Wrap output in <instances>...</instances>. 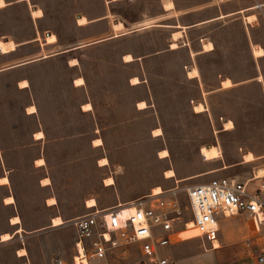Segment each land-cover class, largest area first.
Instances as JSON below:
<instances>
[{
    "label": "rangeland",
    "instance_id": "1",
    "mask_svg": "<svg viewBox=\"0 0 264 264\" xmlns=\"http://www.w3.org/2000/svg\"><path fill=\"white\" fill-rule=\"evenodd\" d=\"M32 1L46 10L41 19L42 28L59 34L60 42L67 46L110 36L114 32V36H119L130 32L128 29L135 25L145 24L140 26L142 30L0 73V135L7 161L6 170L0 161V176L11 171L12 179L11 185L0 186V199L12 187L18 196L27 230L44 228L34 234L24 233L29 235L24 240L19 235L12 242L1 243L0 264H22L15 255L21 245L28 248L32 264H52V258L57 254L72 260L73 249L68 246H72L77 233L71 220L94 209L87 204L91 198L96 199L98 208L120 203V216L124 219L128 216V208L134 205L125 203L151 193L156 196L154 189L157 186H161L163 192L177 187L175 197L183 216L190 221L183 190L186 184L227 174H238L246 180L256 169V177H262L260 172L264 168L260 167L264 166V160L211 171L225 162L240 160L247 151L246 160H253V153H264V12L258 15L259 19L251 18L253 20L248 23L250 34L245 22L237 15L192 29L181 23L174 25L176 28L170 25L208 18L216 12L209 0ZM221 1L231 8L249 2ZM4 5L5 1L0 0V7ZM175 5L179 10L173 9ZM78 14L83 15L78 18ZM32 15L40 17L43 10L33 8ZM103 15L107 17L88 23ZM114 20L119 21L114 23ZM155 20L170 24L152 22ZM30 29L31 19L24 5L10 11L0 8V52L11 53L18 45L13 39H2L3 35L22 39L29 36ZM204 35L216 40L217 49L194 57L193 65L199 67L200 80H187L184 63L188 49L200 48L199 39ZM56 39L54 33L47 37L48 42ZM179 45L183 47L149 56ZM212 48L211 41L203 42V50ZM38 49L39 44L32 43L10 55L28 56ZM126 53L147 57L125 63L122 56ZM72 57L79 60L73 61L75 58ZM70 58L72 65L80 63L71 67L67 64ZM132 59L131 54L125 55V60ZM3 60L4 56L0 54V64ZM193 65L186 67L189 76L199 75L198 68ZM79 75L85 77L86 85L72 86V78ZM257 75L262 80H258ZM22 76L33 80L43 127L48 132L45 138L37 139L33 146L25 148L16 146L31 140L38 123L35 117L24 114L30 98L25 90L15 87ZM138 76L144 80L149 78V82L132 86L131 82H140ZM228 77L234 85L230 86L232 81ZM221 80H224L223 86L229 87L208 92L219 87ZM149 83L155 91L152 99ZM200 83L208 93L199 95ZM148 97L152 106L139 109L138 101ZM198 98L200 102L195 101ZM88 100L93 103V110L84 111L82 103ZM84 105L86 110L92 108V104L91 107ZM139 106L146 107V101H140ZM157 128L162 130L160 134H157ZM222 128L227 130L221 132ZM36 136L43 137L44 133L36 132ZM96 138H101L102 143L96 144ZM164 149L168 150V155L161 157L160 152ZM39 154L44 155L46 164L35 167L33 161ZM104 157L108 158L107 164L101 161ZM98 162L106 166L101 167ZM169 170H174L173 177L167 176ZM44 176L50 177L51 184L42 183L50 185L41 184ZM50 195L56 198L54 206L46 204ZM9 213L10 209L0 204L1 238L3 233L12 230L7 221ZM56 214L62 216V225H69L61 230L54 228L57 226L51 224ZM245 220L251 231L234 244L207 252L198 239L196 248L177 244L163 247L162 253L174 257L180 264H197V256L210 261L209 264L229 259L250 261L255 253L264 249V233L253 231L251 217H245ZM221 225L225 239L233 226H244L245 222L225 218ZM197 233V229H181L173 239L184 242L192 240L196 237L192 235Z\"/></svg>",
    "mask_w": 264,
    "mask_h": 264
},
{
    "label": "built area",
    "instance_id": "2",
    "mask_svg": "<svg viewBox=\"0 0 264 264\" xmlns=\"http://www.w3.org/2000/svg\"><path fill=\"white\" fill-rule=\"evenodd\" d=\"M251 181L223 176L186 184V210L194 221L192 228L199 230L191 239H201L206 250L213 249L214 240L220 236V218L240 214L250 215L255 230L264 233V185L256 186ZM176 192L177 187L125 203L134 204L135 209L124 219L120 216V203L105 208L96 206L89 213L74 217L71 222L77 240L72 260L56 256L52 264H180L162 253L163 247L180 243L173 239L177 231L189 228ZM219 264H264V249L250 261L224 260Z\"/></svg>",
    "mask_w": 264,
    "mask_h": 264
},
{
    "label": "crops",
    "instance_id": "3",
    "mask_svg": "<svg viewBox=\"0 0 264 264\" xmlns=\"http://www.w3.org/2000/svg\"><path fill=\"white\" fill-rule=\"evenodd\" d=\"M4 1H5V5L4 6H1L0 8H6V10H8V11L12 10L14 7H17L19 5H24L26 7L27 14H28V16H30V19H31V29H30L29 36L26 37V38H22V39L21 38H15V39L14 38H10L7 35H3L2 36L3 37L2 39H13L18 45H17V49L14 50V51H12L11 53H1L0 52V54L4 56V60L2 61V64H0V73L1 72H4L6 70H11V69H14V68H17V67H20V66H24V65H27V64L36 63V62H44L48 58H53L55 56H60L61 57V56L65 55V54H67L68 52H71V51L80 49V48L85 47V46H88L90 44H93V43H96V42H100V41H103V40H106V39L114 38V37H119V36L128 34L130 32H136V31L142 30V29H139V28H140V26H142V25L145 24V23H143V24H140V25H135V26H133V28L128 29V30H130V32L125 33V34H121L119 36H114L115 35V32H114L110 36H106V37H103V38H98V39L91 40V41H86L84 43H79V44L72 45V46H67V45H64V44H62L60 42V36H59V34H57L55 32H52L51 30H46V29H43L42 28V26H41V19L45 16L46 10L44 8H42L39 4L34 3L32 0H4ZM214 1L215 0H209V4L212 5V6H215L216 12L214 14H212L211 16H209L208 18H204V19L197 20V21H193V22H189V23L176 22L174 24H170V23H160V22H158L156 20L155 21H152V22L160 23V24H170V25H172V27H175L174 25H176L177 23H181L183 25L188 26L187 29H192V28H196L197 26H201L202 24L215 22V21H218V20L226 19V18H228L230 16L237 15L238 16L237 17L238 19H242L243 22H245L246 28L248 30V33L250 32V34H251V29H250V26L248 25V23H250V21L253 20L254 18L259 19V16L258 15L261 12L262 13L264 12V0H249V2H247L245 4H242L240 6L234 7V8H231V7L227 6V4L225 3V1L219 0V1H217V3H214ZM33 8H40V9H42L43 10V15L40 16V17H34L32 15V9ZM173 9L179 10V8L176 5H175V7ZM166 10H171V9H166ZM255 10H258V11L256 12ZM82 15L83 14H78L77 17L79 18ZM222 15H224V16H222ZM106 17H107V15H103V16H100L99 18H96V19H93V20H89L88 23L100 21V20H102V19H104ZM251 18H253V19H251ZM206 20H208V21H206ZM88 23H86V24H88ZM80 25H82V24H80ZM155 26H157V25H155ZM160 26H167V25H160ZM125 28H126V26H125ZM52 33H54L56 35L57 39L54 42H48L47 41V37H48L49 34H52ZM206 40L211 41L213 43V48L210 49V50H208V51L203 50V42L206 41ZM32 43L39 44V49L36 50L35 53L29 54L28 56H11L10 55V54L18 51L21 48H25V47L29 46ZM253 45H255V43H253L252 46H251L252 52H253ZM57 47H59V48L57 49ZM181 47H183V46L179 45L176 48H172L170 46L169 48H166L164 50L156 51L155 53H152L149 56H154V55H158V54H162V53H166V52H172L173 50H177V49H179ZM199 47L200 48L195 49V50H193L192 48L191 49L190 48L189 49L187 48L188 49V58H187L186 62L184 63V77L187 80L196 79L197 82H198V80H200L199 79V77H200L199 67L193 65V63L196 62V60H195L194 57L196 55L201 54V53H204V52H212V51H215L217 49V42L211 36L204 35V36H202L199 39ZM193 53H195V54H193ZM46 54L48 56L47 57H44ZM126 54H131L132 57H133V59L132 60H129V61L128 60H125V55ZM126 54H124L122 56V59H123V61L125 63H130V62H133V61H136V60H140V58L143 59L144 57H147V56L137 57V56H134L132 53H126ZM72 58H77V57H72ZM72 58H70L69 60H67V64H69V66H71V67L72 66H76V65H78L80 63V61H79L78 64L72 65L70 63V60ZM188 65H193V67H197L198 70H199V75H197V76H189L188 70H186V67ZM259 75H262V74H259ZM259 75H257L256 78L258 80H262L263 79V75H262V79H259ZM78 77H83L85 79V77L82 76V75L75 76V77L72 78L71 85L74 86V87L85 86L86 85V79H85V82L83 84H76L75 83V80ZM138 77L140 79V82L139 83H132L130 81L131 82L130 84L132 86H136V85H139V84H144L145 82H149V78H145V80H144V78L142 76H138ZM228 78H226V79H228ZM226 79H224V80H226ZM229 79H231V78H229ZM22 80H27L28 81V85L27 86H21L20 85V81H22ZM224 80H221L220 81L219 87H217V88H215V89H213L211 91H208V92H213V91H217V90H220V89L229 87V86H223V81ZM231 81H232V79H231ZM201 84L202 83H200V86H199V95H203V94L208 93L207 91L204 90V88H202ZM232 85H234L233 84V81H232V84L230 86H232ZM15 87L18 90H25L28 93L29 98H30V101H29V103L24 108V114L27 115V116H33V117H35L37 119V123H38V127L31 134V140L29 142H27V143L19 144L16 147H20V148L30 147V146H33L36 143V140L37 139H40L41 140V139L45 138L48 135V132L43 127L42 116H41V108H40V105H39V103L37 101V98H36V92H35L34 83H33L32 78L29 77V76H22V77H20L16 81ZM262 89L264 91V83H263ZM149 90L151 92V95H150L151 99L152 98H155V91H154L153 86H151L150 83H149ZM150 97L144 98V99L140 100V101H143V100L146 101V103H147V106L146 107H140L139 106V102L140 101H138V108L139 109H146V108L151 107L152 104L150 102ZM195 101L196 102L197 101L200 102L199 98H198V100H195ZM88 102H90L92 104V108L89 109V110H86V109H84L83 105L85 103H88ZM30 105H35L36 106V111L35 112H29L28 111V106H30ZM82 109L84 111L93 110V103L91 101H89V100L86 101V102H84V103H82ZM226 130L227 129L222 128L220 131L223 132V131H226ZM38 131H42L44 133V136L43 137H37L36 136V132H38ZM4 152H5V145L3 144V141H2V138H1V135H0V161L3 164V167L6 170L7 169L6 168L7 161H6V157H5ZM247 153H249V151H247L246 153L242 154L240 160L235 161L233 163H226L225 162L220 168L215 169V170H213L211 172H215V171H218V170H226V169H229V168H231L232 166H235V165L247 164V163L255 162L257 160H264V153L255 155L253 152L252 153H253V155H254L255 158L253 160H246L245 159V156H246ZM40 157H42L45 160L44 155L43 154H39V156L37 158H35L34 161H33V165L35 167L36 166L37 167H42V166H44L46 164V162L44 164H42V165H39V164L36 163V160L38 158H40ZM98 165L101 166V167L102 166H106V165H100L99 162H98ZM226 165H227V167H224ZM260 168H264V166H262ZM256 171H257V169L254 170L253 174H251V176L249 177L251 180H254L252 182V184H254L256 186L264 185V177H256ZM9 173H11V171L3 173L2 176H0V178L3 177V176H7L9 178L10 182L9 183H2V182H0V186H3V185L7 186V185H11L12 184V179H11V176H10ZM223 176L236 177L238 179H241L238 176V174L217 175V176L212 177V178H218V177H223ZM46 177H49V176H44L43 178H41V184L43 186H48V185L51 184L50 183L48 185H44L42 183V180L44 178H46ZM246 179H248V178H246ZM203 182H205V181H203ZM11 195L14 196V201L13 202H6L5 198L7 196H11ZM52 196L53 195H50L48 198H50ZM48 198L46 199V204L48 206H54V205L57 204V203L56 204H48V202H47ZM0 204L2 206H4V207H8L10 209V213H9V215L7 217V221H8V226L9 227H12V230L6 231V232H9V233L14 234V237H12L9 240H5V241H2L1 236H0V244L3 243V242H12L19 235L24 240V237L29 236V235H23L24 233H26V234H34V233H36V232L41 231L42 229H44V228L39 227V228L34 229V230H27V226L25 224V217H24V215L22 213V210H21V207H20V203H19V200H18V196H17V194L15 193V191H14V189L12 187L11 188H8L7 189V192L1 197ZM96 206L89 207V208H94L95 209ZM17 215L20 217L21 221L19 223H12V221H11L12 217L13 216H17ZM56 215H60V214H56ZM245 217H250V215H248V214H240V215H233V216H230V217H221L220 218V221H219L220 222L219 223L220 224V229H221L220 236H219L220 247H218L216 249L222 248L225 244H234V243H236V241L239 240L243 236V234L248 233L249 231H251V226H250V224H248V222H246ZM225 218H228V219H242V220H244L245 225L244 226H233L230 229V231L228 232L226 238L224 239L222 237L223 229H222L221 223H222V221ZM66 225H69V224L66 223L65 225H60V226L58 225L57 227H54V228H58L59 230H61V228L64 227V226H66ZM19 227H22L24 229V231L23 232L20 231L18 233L15 232ZM252 229H253V231L257 232L254 229L253 226H252ZM75 231H76V229H75ZM76 240H77V238L76 239L74 238L73 243H72V246H68L69 249H73L72 256L75 253V243H76ZM197 240H198V238L192 239V240H187V241H184V242H180L178 244H184V246L189 247V248H196V247H198L197 246ZM57 241L58 240H55V244H58ZM22 247H25L27 249V251H28L27 254L22 255V254L19 253V249L22 248ZM216 249H211V250H206L205 249V251L209 252V251L216 250ZM15 255H16V257L18 259H21L23 261L22 264H27V263L32 264L29 261V258H28V256H29V250H28V248L26 246L21 245L20 247H18L15 250ZM164 255H168V254H164ZM56 256L62 257L61 255H58V254L55 255L54 257H56ZM54 257L52 258V261H53ZM62 258H64V257H62ZM64 259L66 261H68V262H71V260H69V258H64ZM209 262L210 261L205 260V259H202L200 256H197V264H209ZM93 264H109V263L107 261H97V262H95Z\"/></svg>",
    "mask_w": 264,
    "mask_h": 264
},
{
    "label": "bare ground",
    "instance_id": "4",
    "mask_svg": "<svg viewBox=\"0 0 264 264\" xmlns=\"http://www.w3.org/2000/svg\"><path fill=\"white\" fill-rule=\"evenodd\" d=\"M81 17V16H80ZM119 20H114V23H117ZM73 61H77V59L75 58V59H73ZM134 80L135 79H137L136 77H134L133 78ZM75 82H76V84H82V83H84V78L83 77H78V78H76V80H75ZM20 85L21 86H27L28 85V81L27 80H22V81H20ZM85 107H91V103H86L85 105H84ZM28 111L29 112H35L36 111V106L35 105H30V106H28ZM156 132H157V134H160L161 132H162V130L160 129V128H157L156 129ZM38 134H43V132L42 131H39V132H37ZM94 142L96 143V144H101L102 143V139L101 138H96L95 140H94ZM160 155H161V157H166L167 155H168V150L167 149H164V150H162L161 152H160ZM101 161H102V163L103 164H107L108 163V158L107 157H104V158H102L101 159ZM36 162L37 163H39V164H43L44 162H45V160L42 158V157H40V158H38L37 160H36ZM175 175V172H174V170H169V171H167V176L168 177H173ZM260 176H262V177H264V170H262L261 172H260ZM108 181H110L111 180V178H108L107 179ZM0 181L2 182V183H9V178L7 177V176H3V177H1L0 178ZM44 183H50V179L48 178V177H46V178H44L43 180H42ZM162 193H164L163 192V189H162V187L161 186H157L155 189H154V194H157V195H160V194H162ZM5 200H6V202H13L14 201V196H7L6 198H5ZM48 202L50 203V204H55L56 203V198L55 197H51V198H49L48 199ZM88 206L89 207H92V206H95V205H97V202H96V199L95 198H91L90 200H88ZM135 209V205H131L129 208H128V215H129V213L130 212H132L133 210ZM120 210V212L122 211L121 210V208L119 209ZM11 221H12V223H19L20 221H21V219H20V217L17 215V216H13L12 217V219H11ZM188 222V229H192V226H193V224H194V221H193V219L192 220H190V221H187ZM64 223V220H63V218H62V216H60V215H57V216H55L54 218H53V226H58V225H62ZM193 229H196V228H193ZM23 230V228L22 227H19L15 232H20V231H22ZM198 230V229H197ZM199 231V230H198ZM14 234H11V233H9V232H6V233H3L2 234V241H5V240H7V239H9V238H11L12 236H13ZM218 247H220V240L219 239H215L214 240V248L213 249H216V248H218ZM19 253L20 254H22V255H25V254H27L28 252H27V249L26 248H20L19 249ZM28 264H30V263H28Z\"/></svg>",
    "mask_w": 264,
    "mask_h": 264
},
{
    "label": "trees",
    "instance_id": "5",
    "mask_svg": "<svg viewBox=\"0 0 264 264\" xmlns=\"http://www.w3.org/2000/svg\"><path fill=\"white\" fill-rule=\"evenodd\" d=\"M9 182H10V180H9ZM13 237H14V235H13ZM11 239V238H10Z\"/></svg>",
    "mask_w": 264,
    "mask_h": 264
}]
</instances>
